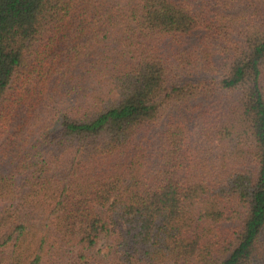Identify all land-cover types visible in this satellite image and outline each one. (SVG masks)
Returning a JSON list of instances; mask_svg holds the SVG:
<instances>
[{
    "label": "trees",
    "instance_id": "16d2710c",
    "mask_svg": "<svg viewBox=\"0 0 264 264\" xmlns=\"http://www.w3.org/2000/svg\"><path fill=\"white\" fill-rule=\"evenodd\" d=\"M0 264H264V0H0Z\"/></svg>",
    "mask_w": 264,
    "mask_h": 264
}]
</instances>
